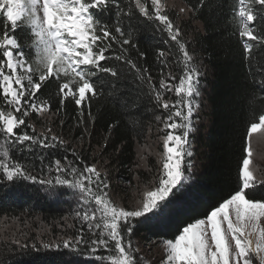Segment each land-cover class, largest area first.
I'll use <instances>...</instances> for the list:
<instances>
[{"label":"snow or ice","instance_id":"obj_1","mask_svg":"<svg viewBox=\"0 0 264 264\" xmlns=\"http://www.w3.org/2000/svg\"><path fill=\"white\" fill-rule=\"evenodd\" d=\"M110 3L116 9L114 31L94 15ZM205 3L199 0L197 7ZM125 4L126 8L121 0H0V17L7 22L0 39V189L11 190L23 182L48 200L71 199L73 218L79 224L78 234L62 244L28 245L14 239L17 249L66 250L83 254L95 264H140L130 239L134 228L162 218L177 194L191 186L195 153L190 135L194 131L193 116L201 106L204 73L193 62L179 27L166 14L163 0H125ZM253 5L264 8V0H238L234 15L245 71L264 89V66L250 63L252 42L264 46V34L256 26L258 10L254 11ZM136 12L158 22L167 33L164 43L168 50L157 49L158 87L148 67H138L127 55L126 46L136 45L132 43L133 32L126 35L121 20H131ZM21 24L26 27L25 43L30 44L28 51L35 59V69L14 35ZM114 46H119L120 52L112 58L134 70L135 80L147 86V99L164 113L156 117L164 133L159 167L130 209L113 202L107 177L95 164L84 161L75 149L71 150L74 159L64 154L69 151L68 143L54 133L51 121L40 132L28 122L33 115L42 118L51 112L49 99H41L40 93L56 82L57 111H63L67 102H74L81 117L77 123H85L84 106L90 107V101L104 91V85L94 78L101 73L114 78L122 75L119 67L102 63L107 62V53ZM140 58L145 59L146 54L140 53ZM174 64L179 66V74L173 71ZM168 94H174L175 99ZM252 115L238 165L236 190L211 206L203 217L183 224L171 238L161 240L163 264H254L253 258L264 264V173L257 175L253 167L250 143L255 135L264 138V106L258 116Z\"/></svg>","mask_w":264,"mask_h":264},{"label":"trees","instance_id":"obj_2","mask_svg":"<svg viewBox=\"0 0 264 264\" xmlns=\"http://www.w3.org/2000/svg\"><path fill=\"white\" fill-rule=\"evenodd\" d=\"M176 1L187 11L186 17L175 11H171L168 16L179 27L182 41L186 43L189 53L193 54V62L200 65L204 73L201 85L206 124L201 125L198 132L190 137L195 153L192 158L195 167L191 186L177 194L162 218L137 224L134 228L130 239L137 250L140 264H163L157 259V254H152L153 248L162 245L163 238H171L178 227L203 217L211 206L236 190L247 125L253 122L252 114L258 116L261 106H264V96L261 95L264 89L245 71L243 47L234 15L238 0H206L202 8L197 7L199 0ZM121 5L127 7L125 0H121ZM253 7L254 11L258 10L256 26L264 34V8L257 5ZM94 15L114 31L116 9L111 3L104 11H94ZM121 24L126 35L129 31L133 32L132 43L136 45L126 46L127 55L138 67H148L158 87L160 66L157 49L168 50V45L164 43L168 40L167 33L162 31L158 22L146 20L138 12L131 20L122 18ZM5 25L7 22L0 17V39L3 38ZM7 27L12 34L10 25ZM25 32L26 27L21 24L14 35L24 48L28 63L35 69V59L28 51L30 44L25 43ZM252 43L254 48L250 63L264 66V46ZM119 52V46H114L107 53V62L102 63L106 67H119L122 75L114 78L101 73L94 78L98 84L104 85V91L90 101V107L88 104L84 106L85 123H77L81 117L74 102H67L63 111H57L60 105L56 82L48 84L40 93L41 99L47 97L51 103V112L48 113L51 118L42 120L33 115L28 121L34 124L37 132L51 121L54 133L68 143L69 151L64 154L74 159L71 150H77L84 161L95 164L106 175L114 191L130 189V185L148 178L145 172L136 170V147L159 126L157 115H164L162 109H157L147 99V86L135 80L134 70L130 71L127 65L120 66L112 58ZM140 53H145L146 58L141 59ZM169 61L172 62L173 58L169 57ZM173 71L179 74V66L174 64ZM110 92L113 95L110 96ZM122 101H127V105ZM133 105H136L134 109ZM61 120L64 121L63 125ZM109 125L114 127L109 128ZM33 187L22 182L11 190L0 189V220L21 217L30 221L38 218L46 230V235L41 236L48 242L57 240L58 225H63L62 219L66 217L68 233L65 236L70 234L72 238L77 235L79 224L71 218L74 214L72 200H48L43 194L33 191ZM66 203L72 215L63 213ZM36 228L39 226H34ZM34 233L27 232L24 237L28 236L32 240ZM26 242L32 245L31 241ZM34 243L41 244L37 241ZM0 264H95V261L66 250L25 251L17 249L15 244L6 239L0 240Z\"/></svg>","mask_w":264,"mask_h":264},{"label":"rangeland","instance_id":"obj_3","mask_svg":"<svg viewBox=\"0 0 264 264\" xmlns=\"http://www.w3.org/2000/svg\"><path fill=\"white\" fill-rule=\"evenodd\" d=\"M163 3L165 5V11L167 15L171 11H175L177 14H180L182 17H186L187 11L186 10L184 12L180 11V9L183 8V6H181V4L178 3V1L163 0ZM170 96L172 97V99H175L174 94H170ZM200 105L201 106L198 112L193 116L194 131L191 133L190 137L198 132L201 125L206 124V121L204 120L205 103L203 99V92H202V97L200 98ZM50 118L51 115L45 114L42 117V120L50 119ZM158 124L159 126L156 128L155 132H153L151 135L148 134L144 142L136 147V170L145 172V175H147L148 178L143 181L140 180V182L138 181L134 183L133 186L130 185V189L121 188L119 190L115 189L114 191L110 184V188L108 191L110 193V198L113 200L114 203L123 206L125 208H129V209L133 208L136 205L137 200L139 199V193H142L144 187L152 182L153 177L156 174V170L159 167L158 160L160 159V154L163 152L162 136L164 135V133L160 131L163 125L159 121ZM42 130L43 129H39L38 132ZM250 143L253 152V156H252L253 167L257 170V175H260L261 173H264V138L260 137L259 135H255L251 139ZM68 203H66L65 207L63 208V213L65 214L70 213L69 209L67 208L69 207ZM70 214L72 215V213ZM71 218L74 219L73 215L71 216ZM34 219H31L30 221L23 219L21 217L17 219H1L0 240L7 239L12 242L14 239H18L22 243L25 241H31L30 244H34V241H37L38 243H42V242L52 243L53 241L54 243L52 244H55L57 242L62 244V241L64 239L71 238L70 234L65 236V234L68 233V226L66 225L68 221H65L66 217L62 219L63 225H58L57 240L55 241L51 240L48 242L44 240V238H42L41 236V235H46V230H44L43 223L38 218H36L35 220ZM34 226H39V228L34 229ZM71 228L72 227H70V229ZM30 231L35 232L34 233L35 236L32 238V240H29L28 236L26 238L24 237L25 233ZM152 254L155 255L157 254L158 255L157 259H160L163 262L164 251L162 245L153 248ZM253 259H254V264H258V261H256L255 258Z\"/></svg>","mask_w":264,"mask_h":264}]
</instances>
